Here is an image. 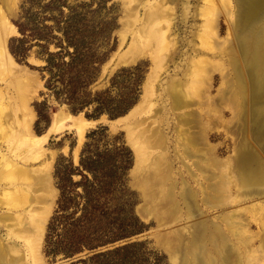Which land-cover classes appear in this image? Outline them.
Instances as JSON below:
<instances>
[{"label": "rangeland", "instance_id": "rangeland-1", "mask_svg": "<svg viewBox=\"0 0 264 264\" xmlns=\"http://www.w3.org/2000/svg\"><path fill=\"white\" fill-rule=\"evenodd\" d=\"M240 2L0 0L9 23L6 47L13 59L4 57L0 60V252H3L6 264H75L97 252L129 244L137 245L134 254L137 264H175L163 244L165 236L179 230L189 235L198 220L219 224L227 213L232 221H237L236 226H242H222L230 244L235 243L232 244L234 253L240 247L243 249L232 255L231 260L236 262L240 258L242 264H264V195L244 192L236 169L238 148L242 143L251 145L252 151L256 149L254 152L264 163V152L253 137L257 129L264 127V97L252 88L253 83L263 77L259 68H264V59L261 58L257 66L249 63V60L253 63L259 53V49L254 50L257 40L264 43V21L257 24V32L251 36L250 49V41L246 44L243 40L247 27L243 22L238 24L243 5ZM68 42L77 43L84 54L71 67H63L65 76L62 75L61 81L57 77L59 73L51 75L49 66L53 63L54 67H60L62 59V63L72 62L70 54L74 47ZM261 48L264 54V46ZM250 68H258L254 77L250 75ZM85 79L88 82L85 91L80 90V96L93 102L72 112L64 86H76ZM48 81L58 91L59 98L50 86L48 88ZM146 87L150 91L144 111L140 110L123 125L115 123L144 102ZM135 97H138L137 103L124 115L112 117L108 112L98 113V99L104 101L107 108L123 109ZM188 115L198 123L192 120L193 124H184L182 117ZM80 122L92 124L85 126L83 138L74 125ZM56 124L63 127L62 131L49 132ZM102 129L100 149L111 148L116 142L132 153L133 165L125 178L129 193L125 212L134 216L143 227L135 235L95 251H85L70 258L63 254L49 256L46 238L60 194L56 162L65 157L78 166L81 151L89 141L88 135ZM191 134L197 136V145L193 148L189 142ZM154 137L159 141L162 139L159 147L149 145ZM138 147L143 151L137 155L135 148ZM2 154L5 161H2ZM156 157L165 159L172 167V179L176 183L173 195L177 199L183 191L182 180L186 179L197 191V201L211 194V197L217 195L215 201L222 202V198H227L222 202L224 204L215 202L216 205L209 207L200 202L203 218H183L168 225L162 223L160 211L153 204L151 206V193L144 188V179L154 168L152 160ZM74 179L78 181L80 177ZM230 186L233 187L230 189ZM206 187L209 189H204ZM116 201L118 205L113 202V206L120 207L119 203L125 202L121 195ZM179 206L185 210L181 201ZM147 210L150 211L148 214ZM41 226L45 227L42 237L37 233ZM232 230L237 232L236 237L231 234ZM240 238L242 244L248 246H242ZM252 260L254 262L250 263Z\"/></svg>", "mask_w": 264, "mask_h": 264}, {"label": "trees", "instance_id": "trees-1", "mask_svg": "<svg viewBox=\"0 0 264 264\" xmlns=\"http://www.w3.org/2000/svg\"><path fill=\"white\" fill-rule=\"evenodd\" d=\"M19 29L23 33V30ZM68 43L69 46L74 47L73 54H70L72 62L62 63V59L60 67L59 65L54 67L53 63L49 66L51 75L59 73L57 77L61 81L64 75L63 67H71L84 54V50L77 47V43L74 45ZM50 61L49 59L48 65ZM49 82L48 88L51 87ZM65 82L63 80L64 84ZM87 82L85 79L79 81L76 86L69 87V84L64 86L67 94L65 98L72 107V112L80 111L79 108L84 109L93 102L80 96V90L85 91ZM50 89L54 90L59 98L55 87ZM137 101L138 97L133 98L123 109L107 108L101 99L96 102L99 104L98 113L108 112L114 117L124 115ZM102 131L103 129L95 130L88 135L89 141L81 151L78 166L65 157H60L56 162L55 175L60 194L46 238V254L49 256L63 254L66 258H70L85 251H95L127 239L143 227L134 216L125 212V207L129 205L125 178L133 165L132 153L125 145H118L116 142L111 148L100 149V142L103 140ZM75 176H79L80 179L76 181ZM119 195L125 202L119 203L120 207L113 206V202L118 205L116 199ZM136 247L135 244H129L97 252L86 259L78 260L75 264H137L134 255Z\"/></svg>", "mask_w": 264, "mask_h": 264}, {"label": "bare ground", "instance_id": "bare-ground-1", "mask_svg": "<svg viewBox=\"0 0 264 264\" xmlns=\"http://www.w3.org/2000/svg\"><path fill=\"white\" fill-rule=\"evenodd\" d=\"M240 4L241 5V10H240V14L238 15V24L240 25L241 22L244 23V25L247 27L246 33L243 36V40L246 41V44L248 41L249 45H250V49H252V34L257 32V24L259 22H263L264 21V0H240ZM163 2V1H162ZM131 3V2H130ZM245 8V9H244ZM150 15V14H149ZM131 20V19H130ZM135 20V19H134ZM6 18H5V14L2 10V8L0 7V60H2V58L4 57H9V60L11 59V61H13L12 57L9 54V51L6 47V39L5 36L7 34V30H8V22L6 23ZM152 22V21H151ZM155 22V21H154ZM237 24V25H238ZM11 28H13L14 32H16V29L13 27V25H10ZM262 26V25H261ZM240 27V26H239ZM238 28V27H237ZM256 28V29H255ZM11 30V29H10ZM145 31V30H144ZM243 31V30H242ZM11 32V31H10ZM155 32V31H154ZM263 33H261V37H262ZM150 36V35H149ZM141 38V37H140ZM208 38V37H207ZM264 38V37H263ZM205 39V38H204ZM242 39V38H241ZM250 39V40H249ZM209 41V39H207ZM206 42V41H205ZM207 44V43H206ZM207 46V45H206ZM264 46V43L261 42L260 40H257V43L255 44V51L257 52V50L259 49V53L261 54H256L255 57L253 58V63H251L252 61L249 60V63L251 65L257 66V63L261 62V58L264 59V54L263 50L261 47ZM250 49H247L246 51L250 52ZM151 50V49H150ZM249 56V54H248ZM162 57V56H161ZM248 59V58H247ZM252 59V58H251ZM6 60V59H5ZM8 60V61H9ZM162 60V59H161ZM1 62V61H0ZM6 63L7 60L5 61ZM160 62V61H159ZM162 62V61H161ZM239 62V61H238ZM2 63V62H1ZM5 63V65H6ZM11 63V62H10ZM11 66V65H10ZM9 66V67H10ZM253 66V67H254ZM258 66H260V64H258ZM7 67V68H9ZM156 67V66H155ZM261 67V66H260ZM262 67H264V61L262 64ZM12 68V66H11ZM246 68V67H245ZM249 69V68H248ZM258 68H250V75L252 77H254L256 75V71ZM260 72L259 74L262 75L263 77H261L262 79L259 81H255V83H253L252 88H254L255 92H259L260 95H263L264 97V68H259ZM234 72V71H233ZM258 72V71H257ZM248 74V73H247ZM258 74V75H259ZM259 75V76H260ZM258 76V77H259ZM250 77V76H249ZM257 77V76H256ZM258 79V78H257ZM256 79V80H257ZM255 80V79H254ZM253 81V79H252ZM241 82V81H240ZM239 83V82H238ZM242 83V82H241ZM248 85V84H247ZM149 86V85H148ZM149 87H146V93H145V100L144 102H140L139 105H136V107L130 111V113L125 116L124 118H120L118 120H116L115 123L117 124H124L126 123L129 119H132V117L136 116L139 114V111H144V105L146 104V101L148 99V91ZM171 90V89H170ZM235 90V89H234ZM168 92V91H167ZM243 92V91H242ZM152 94V93H150ZM181 95V94H180ZM253 95V94H252ZM180 97V96H179ZM187 97V96H186ZM185 97V98H186ZM1 98V97H0ZM143 99V98H142ZM178 99V98H177ZM204 99V98H203ZM255 99V98H254ZM260 99V97H259ZM149 100V99H148ZM232 100V99H231ZM257 100V99H256ZM143 101V100H142ZM179 101V100H178ZM184 101V100H183ZM182 101V102H183ZM197 101V99H196ZM254 102V101H253ZM260 102V100H259ZM262 103V102H261ZM264 103V102H263ZM183 104V103H182ZM185 104V103H184ZM188 104V102H187ZM198 104V103H197ZM260 104V103H259ZM196 105V104H195ZM203 105V104H202ZM259 106V105H258ZM178 107V106H177ZM207 107V106H206ZM194 108V106H193ZM173 109V108H172ZM185 109V108H184ZM174 110V109H173ZM188 110V109H187ZM204 110V109H203ZM254 110V109H253ZM211 111V110H210ZM256 111V110H255ZM200 112V111H199ZM198 112V113H199ZM155 113V112H154ZM184 113V112H183ZM256 113V112H255ZM205 114V113H204ZM252 114V113H251ZM142 115V114H141ZM208 115V114H207ZM261 115V114H260ZM201 116V115H200ZM210 117V116H208ZM251 117V116H250ZM7 118V117H6ZM259 118V117H258ZM30 119V118H29ZM188 117H182V122L184 124L190 125L193 124V119ZM262 119V117H261ZM193 120V121H192ZM258 120V119H257ZM197 121H195L196 123ZM200 122V121H199ZM255 122V121H254ZM254 122L252 124H254ZM263 122V121H262ZM1 123V122H0ZM57 123V122H55ZM141 123V122H140ZM163 123V122H162ZM198 123V122H197ZM201 123V122H200ZM86 124V125H85ZM152 124V123H151ZM263 124V123H262ZM74 125L76 126L79 135L81 138H83L84 132H85V126H89L92 125L90 123H78V125H76V123H74ZM71 125V126H74ZM149 125V124H148ZM199 125V124H198ZM129 126V125H128ZM209 126V125H208ZM256 128L255 125H253ZM263 126V125H262ZM127 127V126H126ZM125 127V128H126ZM130 127V126H129ZM182 127V126H181ZM189 127V126H188ZM253 127V128H254ZM202 128V127H201ZM208 128V127H207ZM63 127H59L57 124L53 125L50 128L49 132L52 131H56L55 133L59 132L60 130L62 131ZM127 129V128H126ZM132 129V128H131ZM205 129V128H204ZM128 130V129H127ZM135 130V129H134ZM156 130V129H155ZM181 130V129H180ZM206 130V129H205ZM202 130V131H205ZM264 127H261L260 129H257L256 133L254 132V140L256 141L257 146H260V150H263L264 152ZM137 131V130H136ZM194 131V130H192ZM134 132V131H133ZM190 132V131H189ZM200 132V131H199ZM130 133V131L128 132ZM180 133V132H179ZM252 133V132H251ZM139 134V133H138ZM156 134V133H155ZM184 134H186V132H184ZM183 134V135H184ZM177 135V134H176ZM182 135V133H181ZM182 135V136H183ZM192 135V134H191ZM197 135V134H196ZM200 135V134H199ZM203 135V134H202ZM201 135V136H202ZM127 136V135H126ZM132 136V133H130V137ZM154 136V135H153ZM162 137V136H161ZM197 137V136H196ZM196 137H194L193 135L190 136V138L187 135V138H189V142L192 144V148L193 145H197V142L195 139H197ZM8 138V137H7ZM140 138V137H138ZM137 138V139H138ZM155 138V137H154ZM152 138L151 141H149V145L153 148L155 147H159L160 142L162 141V139L164 138V136L162 137L161 141L158 140V138L154 139ZM181 138V137H180ZM179 138V139H180ZM186 138V135H185ZM184 138V139H185ZM199 139V138H198ZM22 141V140H21ZM136 141V140H135ZM187 141V140H186ZM203 141V140H202ZM7 142V141H6ZM201 142V141H199ZM205 142V141H204ZM182 143V142H181ZM180 144V143H179ZM190 144V145H191ZM206 144V143H205ZM246 143H242L241 145H239L240 147L238 148V154L236 157V169L238 171V175H239V179H240V185L242 184L245 188L244 192H248L253 193V194H258L259 195H264V163L260 160L259 156L257 153H255L254 151H252V149L250 148L249 145H245ZM143 145V144H141ZM148 145V144H147ZM207 145V144H206ZM211 145V144H210ZM145 146V145H144ZM178 146V145H177ZM181 146V145H180ZM142 147V146H141ZM141 147L135 148L137 149L136 154L138 155L139 152L141 151L142 153V149ZM164 147V145H163ZM189 147V146H188ZM210 147V146H209ZM207 147V148H209ZM35 148V147H34ZM184 148V147H183ZM185 148H187L185 146ZM195 148V147H194ZM255 148V147H254ZM253 148V149H254ZM180 149V148H179ZM178 149V150H179ZM206 149V148H205ZM211 149V148H209ZM191 150V149H190ZM200 150V149H199ZM202 150V149H201ZM204 150V149H203ZM205 151V150H204ZM150 152V151H148ZM207 152V150H206ZM140 153V154H141ZM144 153V152H143ZM166 153V152H165ZM251 153V154H250ZM163 154V153H162ZM161 154V156H162ZM182 154V153H181ZM188 154H191V151H189ZM187 154V155H188ZM213 154V153H212ZM260 154V153H259ZM160 155V154H159ZM158 155V157H159ZM164 155V154H163ZM157 156V155H156ZM181 156V155H180ZM205 156V155H204ZM208 156V154L206 155ZM3 158L2 161H5L6 158L4 156V154H2L1 156ZM138 157V156H137ZM153 158L154 160L152 164H154V168H151L150 171H148V174L145 177V189L146 191H148L149 193H151L152 199H151V206L152 204L156 207L155 209L160 211V216H161V222L162 223H166L171 224V223H176L178 221H181L183 218L187 219H192V218H203L204 216V212L201 209L200 206V202H202L204 205H208L210 206H214L215 202H221V201H215L217 198L215 195L214 197H211V194L208 196H204V198L202 199V201H197V191L194 190V188H192V186H190L189 182L186 179H183V191L180 194V199H177L173 193H174V187L175 181H173L172 179V170L170 167V164H168V162L165 161V159L163 158ZM165 157V156H164ZM178 157V156H177ZM136 158V157H135ZM140 158V155L139 157ZM181 158V157H180ZM215 158V157H214ZM5 159V160H4ZM204 159V158H203ZM202 159V160H203ZM212 159V158H211ZM210 159V161H211ZM167 160V159H166ZM209 160V159H208ZM9 161V160H8ZM7 161V162H8ZM214 161V160H213ZM228 161V160H227ZM139 162V161H138ZM194 162V161H193ZM207 162V161H206ZM223 162V160H222ZM230 162V161H229ZM208 163V162H207ZM228 163V162H227ZM226 163V164H227ZM231 163V162H230ZM7 164V163H6ZM156 164V165H155ZM217 164V162H216ZM221 164V163H220ZM225 164V165H226ZM3 165V164H2ZM201 165V163H200ZM208 165V164H207ZM218 165V164H217ZM223 165V164H222ZM198 166V165H197ZM205 166V164L203 163V167ZM221 166V165H220ZM9 167V166H8ZM7 167V169H9ZM139 167V166H138ZM142 167V166H141ZM223 167V166H222ZM226 166H224L223 169H225ZM137 168V167H136ZM135 168V169H136ZM193 168V167H192ZM228 169V167L226 168ZM10 170V169H9ZM12 170V169H11ZM138 170V169H137ZM213 170V169H212ZM221 171V169H220ZM219 171V172H220ZM230 171V170H229ZM3 172V171H2ZM200 172V171H199ZM226 172V171H225ZM218 173V172H217ZM224 173V172H223ZM143 174V173H142ZM186 174V173H185ZM219 174V173H218ZM222 174V172H221ZM17 175V174H16ZM210 175V174H208ZM226 175V173L224 174ZM223 175V176H224ZM222 176V175H221ZM6 177V176H5ZM193 177V176H192ZM217 177V176H216ZM195 178V177H194ZM200 178V177H199ZM198 178V179H199ZM215 178V177H214ZM219 178V177H218ZM217 178V179H218ZM222 178V177H221ZM17 179V178H16ZM227 181H230V179L227 177ZM233 179V178H232ZM197 180V179H196ZM219 181V180H218ZM221 181V180H220ZM226 181V180H225ZM226 181V184L229 183ZM199 182V180H198ZM205 182V181H204ZM209 183V182H208ZM224 183V181H223ZM222 184V183H219ZM233 184V183H232ZM207 185V184H206ZM209 185V184H208ZM207 185V186H208ZM231 185V184H229ZM234 185V184H233ZM45 186V185H44ZM165 186V187H164ZM199 186V184H198ZM210 186V185H209ZM218 186V185H217ZM228 186V185H227ZM201 187V186H200ZM199 187V188H200ZM219 187V186H218ZM226 187V186H225ZM233 187V186H232ZM230 186V189L232 188ZM208 187L204 188L207 189ZM217 188V187H216ZM229 188V187H228ZM209 189V188H208ZM229 189V190H230ZM242 189V187L240 188ZM239 189V190H240ZM202 190V189H200ZM214 193L215 189L214 187H212L211 189ZM219 190V189H217ZM228 190V189H227ZM228 190V191H229ZM238 190V191H239ZM196 191V193H195ZM222 191H226V190H222ZM231 191V190H230ZM229 191V193H230ZM237 191V193H238ZM243 191V190H241ZM240 191V192H241ZM221 192V191H219ZM233 192V191H232ZM231 192V193H232ZM211 193V192H210ZM7 194V193H6ZM206 194V193H205ZM228 194V192H227ZM29 195V194H27ZM25 195V196H27ZM159 195L161 196L160 200H159ZM231 195V194H230ZM229 195V196H230ZM238 195H240L238 193ZM244 194H242L243 196ZM175 197V198H174ZM223 197V196H222ZM220 198V197H219ZM231 198V196H230ZM233 198V197H232ZM238 198V197H237ZM227 198L225 199H221L223 201H225ZM235 199V198H234ZM234 199H230V201L234 200ZM236 200V199H235ZM234 200V201H235ZM180 201L183 203L185 210H182V208L179 206ZM222 201V202H223ZM229 201V200H227ZM229 201V202H230ZM233 201V203H234ZM155 202V204H154ZM221 202V204H222ZM224 204V203H223ZM222 204V205H223ZM227 204V203H226ZM225 204V205H226ZM216 205V203H215ZM221 205V206H222ZM219 207V206H218ZM225 207V206H224ZM212 208V207H211ZM204 210V209H203ZM148 212H150L149 210H147V214ZM153 212V211H152ZM208 213V211H205ZM225 213V212H224ZM230 213V212H229ZM232 213V212H231ZM233 214V213H232ZM225 215V216H224ZM221 220V223L217 224V223H213L210 222L208 223V221L206 219L203 220H198L196 221L194 228L192 229V232L190 231L189 235L184 234V232L182 231H176L173 234H169L168 236H165L163 240V244L166 245L167 247V251L170 254V258H172V261L175 264H231L233 262V264H242L241 260L239 258V260L236 262H234V260H231L232 255H235L236 253L241 251V247L239 248L238 252L234 253V247L232 246V244L234 242H232V244H230V238H228V236L226 235L227 232H225L223 229V225H228V227L232 228L234 227V221H232V217L228 216L227 214H224ZM236 215V214H235ZM237 216V215H236ZM145 217V216H144ZM234 217V214H233ZM239 217V216H238ZM236 217V218H238ZM212 218V217H211ZM219 218V217H218ZM241 218V217H240ZM218 220V219H217ZM216 220V221H217ZM238 220V219H237ZM244 220V219H243ZM210 221V220H209ZM240 221V219H239ZM42 222V221H40ZM218 222V221H217ZM243 222V221H242ZM163 224V225H164ZM244 224V223H243ZM246 224V223H245ZM42 225V224H41ZM240 225V224H239ZM237 225V226H239ZM247 225V224H246ZM170 226V225H169ZM236 226V225H235ZM236 226V227H237ZM241 226V225H240ZM38 227L37 228V233L40 234V236L42 237V233L44 231L45 227ZM227 227V226H226ZM225 227V228H226ZM227 227V228H228ZM242 228V226H241ZM244 228V227H243ZM235 229V228H234ZM190 230V229H189ZM237 230V229H236ZM247 230V229H246ZM189 232V231H188ZM242 232V231H241ZM243 232H245V228L243 230ZM234 237H236L238 234L235 230H232L231 233ZM229 235V234H228ZM247 235V234H246ZM245 235V236H246ZM243 236V234H242ZM232 237V236H231ZM233 237V238H234ZM240 237V236H239ZM249 236H247L248 239ZM252 237V236H250ZM22 238V237H21ZM30 239V237H29ZM243 239H246L245 237ZM253 240V239H252ZM29 241V240H28ZM233 241V240H232ZM235 241V240H234ZM239 241V238L238 240ZM245 241V240H244ZM247 241V240H246ZM250 241V239L248 240V242ZM161 242V241H160ZM240 242L242 244V240L240 238ZM253 242V241H252ZM238 244V243H237ZM246 244V243H245ZM242 244V246H248ZM248 244V243H247ZM235 245V243H234ZM251 245V243H250ZM162 246V245H161ZM36 248V247H35ZM238 248V247H237ZM244 248V247H243ZM252 250V249H251ZM243 251V249H242ZM253 251V250H252ZM18 252V251H17ZM248 253V252H247ZM38 254V253H37ZM242 254V253H241ZM250 254V252H249ZM3 252H0V264H6L4 262V259L2 257ZM5 255V254H4ZM245 255H243L244 257ZM250 256V255H247ZM234 257V256H233ZM242 257V258H243ZM246 257V256H245ZM253 257V256H252ZM7 258V257H6ZM256 258V257H254ZM250 259V258H249ZM248 261V260H246ZM257 260H255L256 262ZM18 262V261H17ZM243 262V261H242ZM254 261L252 260L253 263ZM245 263V262H244ZM254 264V263H253Z\"/></svg>", "mask_w": 264, "mask_h": 264}]
</instances>
